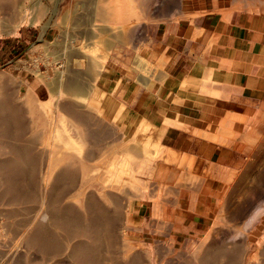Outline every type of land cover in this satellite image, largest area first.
Returning a JSON list of instances; mask_svg holds the SVG:
<instances>
[{
  "label": "rangeland",
  "instance_id": "1",
  "mask_svg": "<svg viewBox=\"0 0 264 264\" xmlns=\"http://www.w3.org/2000/svg\"><path fill=\"white\" fill-rule=\"evenodd\" d=\"M207 11L264 0H0V264H264V94L206 110L230 156L201 190L96 93L103 66L153 67L161 21Z\"/></svg>",
  "mask_w": 264,
  "mask_h": 264
},
{
  "label": "crops",
  "instance_id": "2",
  "mask_svg": "<svg viewBox=\"0 0 264 264\" xmlns=\"http://www.w3.org/2000/svg\"><path fill=\"white\" fill-rule=\"evenodd\" d=\"M143 58L151 69L126 71L108 64L99 70L96 93L107 123L124 135L134 130V138L148 123L165 152L192 159L194 172L206 180L201 190L214 188L210 178L226 168L222 158L230 155L228 148L200 136L211 133L206 110L229 99L263 97L264 12H195L161 21Z\"/></svg>",
  "mask_w": 264,
  "mask_h": 264
},
{
  "label": "bare ground",
  "instance_id": "3",
  "mask_svg": "<svg viewBox=\"0 0 264 264\" xmlns=\"http://www.w3.org/2000/svg\"><path fill=\"white\" fill-rule=\"evenodd\" d=\"M23 157V156H22Z\"/></svg>",
  "mask_w": 264,
  "mask_h": 264
}]
</instances>
